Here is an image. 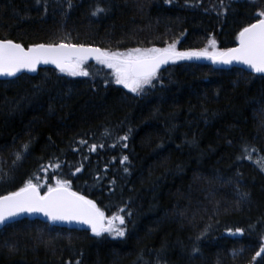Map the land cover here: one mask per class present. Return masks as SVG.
<instances>
[{
	"label": "trees",
	"instance_id": "trees-1",
	"mask_svg": "<svg viewBox=\"0 0 264 264\" xmlns=\"http://www.w3.org/2000/svg\"><path fill=\"white\" fill-rule=\"evenodd\" d=\"M229 2L224 10L220 0H72L68 9L66 0H47L45 12L36 0H0V39L113 51L178 41L187 51L214 37L226 49L264 9V0ZM97 6L107 11L92 15ZM86 67L88 77L42 68L0 79V196L29 178L42 193L68 180L108 216L127 207L126 236L23 219L0 228V264H138L141 255L139 264H264L255 255L264 243V170L256 163L264 158V75L183 60L162 67L163 86L137 95L111 82L106 66ZM29 141L30 153L13 165Z\"/></svg>",
	"mask_w": 264,
	"mask_h": 264
},
{
	"label": "snow or ice",
	"instance_id": "snow-or-ice-1",
	"mask_svg": "<svg viewBox=\"0 0 264 264\" xmlns=\"http://www.w3.org/2000/svg\"><path fill=\"white\" fill-rule=\"evenodd\" d=\"M166 2L171 3L172 0H166ZM251 2L256 3V0H251ZM36 3L42 5L45 12L47 11V0H36ZM66 4L68 9L74 6L72 0H66ZM229 6L230 2L226 4L225 0H220L221 9L227 10ZM106 11V8L97 6L92 15H99ZM254 15L255 22L239 31L238 45L226 49L218 48L214 37L209 39L208 47L187 51L177 50L178 41L167 43L165 47H137L127 51H113L83 43H68L63 39L52 43H34L28 47L11 39H0V76L14 77L22 70L35 72L40 64H54L62 73L73 77H88L91 73L86 66L89 60L94 59L98 64L111 70V82L122 85L131 93L143 95L148 88L156 86L154 82L158 81L163 86L162 67L177 61L207 58L213 63L238 62L247 65L256 73L264 74V9L258 10ZM105 83L108 84L109 81L105 80ZM119 139L127 141L129 136L125 134ZM80 143L88 144L86 140ZM103 146V144H91L89 150L95 151L97 147L102 148ZM127 146L126 143L123 145L125 148ZM30 151V141L22 144L14 154L13 165L22 160ZM243 151L248 154V159H251L248 146H245ZM251 151L257 150L253 148ZM128 160V156L125 155L120 162L124 163ZM256 163L264 170V158L257 160ZM49 167L60 168L61 164L59 162L54 165L50 163L42 166L40 170L46 173ZM82 167L83 165L77 167L75 171L81 172ZM124 171L128 172L129 169L125 167ZM112 183L114 184L115 181ZM237 192L240 200H245L249 196V193L241 191L239 187H237ZM25 213H43L52 221L81 222L89 225L91 232L97 237L105 233L112 237H125L126 216L132 215L127 207L119 208L111 216L106 215L96 201L73 191L71 181L68 180L57 179L55 184L48 185L47 191L42 194L40 183H34L33 178H29L17 191L0 196V225H5L12 218ZM235 232L243 233L244 229L237 228ZM160 251L162 252L163 248ZM198 251L196 248L193 249L194 253ZM238 254L235 251L233 253L234 256ZM262 254H264V243L255 253L257 257H261ZM140 261H142V255L138 257V264ZM75 264H81V261L76 260ZM157 264H159V259Z\"/></svg>",
	"mask_w": 264,
	"mask_h": 264
},
{
	"label": "water",
	"instance_id": "water-1",
	"mask_svg": "<svg viewBox=\"0 0 264 264\" xmlns=\"http://www.w3.org/2000/svg\"><path fill=\"white\" fill-rule=\"evenodd\" d=\"M14 42H16V41H14ZM16 43H18V42H16ZM237 45H238V41H237ZM236 46H234V47H236ZM94 47H98V46H94ZM89 61H95V60L91 59ZM214 64L219 69H231V68H235L236 67V68H241V69H243V70H245L247 72L253 73V74L264 75L262 73H256L252 69H250L247 65H244V64L238 63V62H233L232 64H223V63H214ZM42 68H53V69H56V70L59 71V69L54 64H40V65L37 66V69H36L35 72H30L28 70H22L20 73H17V75L14 76V77L0 76V79L1 80H10V79L17 78V77H19V76H21L23 74H28V75H31V76H35V75H37L39 73L40 69H42ZM23 219H28V220H31V221L39 220V221L48 223V224H50L52 226H56V227L91 232V228H90L89 225H86V224H83V223L77 222V221H71V222H69V221H52L47 216H45L43 213H32V214L25 213V214H21L18 217L12 218L7 224H11V223H14L16 221L23 220ZM7 224H5V225H7ZM5 225H0V228H3Z\"/></svg>",
	"mask_w": 264,
	"mask_h": 264
},
{
	"label": "rangeland",
	"instance_id": "rangeland-1",
	"mask_svg": "<svg viewBox=\"0 0 264 264\" xmlns=\"http://www.w3.org/2000/svg\"><path fill=\"white\" fill-rule=\"evenodd\" d=\"M147 47H153V45H150V44H145V45H142L140 46V48H147ZM218 47V46H217ZM134 48H137V47H134ZM219 48V47H218ZM132 49V48H131ZM129 50V49H128ZM123 51H127V50H123ZM201 59H207V58H201ZM42 193V192H41ZM43 194V193H42Z\"/></svg>",
	"mask_w": 264,
	"mask_h": 264
},
{
	"label": "bare ground",
	"instance_id": "bare-ground-1",
	"mask_svg": "<svg viewBox=\"0 0 264 264\" xmlns=\"http://www.w3.org/2000/svg\"><path fill=\"white\" fill-rule=\"evenodd\" d=\"M224 70H226V69H224ZM67 229V228H66ZM91 233V232H90Z\"/></svg>",
	"mask_w": 264,
	"mask_h": 264
}]
</instances>
